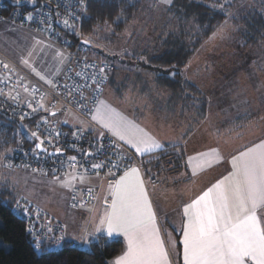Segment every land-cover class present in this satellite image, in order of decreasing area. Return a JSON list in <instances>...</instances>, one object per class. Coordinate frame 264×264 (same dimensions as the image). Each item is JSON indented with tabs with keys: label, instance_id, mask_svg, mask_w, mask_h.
Here are the masks:
<instances>
[{
	"label": "rangeland",
	"instance_id": "obj_1",
	"mask_svg": "<svg viewBox=\"0 0 264 264\" xmlns=\"http://www.w3.org/2000/svg\"><path fill=\"white\" fill-rule=\"evenodd\" d=\"M173 1L171 0L170 3L172 4ZM222 2V5L211 4V7L222 9L225 17L212 28L190 56L189 64L192 65L189 68L190 76L187 78L190 81L192 79V81L201 83L202 96L205 97L206 102L205 111L213 114L212 121H218L220 128L243 126L264 130V34L255 43L245 42V38H250V34L244 22L248 19L245 13L250 9L253 10L254 7H261V5L264 7V0H222ZM148 3H145L142 12L138 9L130 18L131 20L116 33L112 31L111 26H101L83 36L81 24L78 32L75 30L73 34L89 42L88 46L81 43L84 55L112 62L116 66L120 63V59H123V62L138 63L146 69L144 70L146 73L154 74L152 71L155 68L150 66V59L141 55L135 56L133 49L139 47L136 51L140 53L143 48L155 46L161 23L154 24L152 20L164 15V9L170 3L165 4L161 0L159 3L156 0H149ZM223 4H228V6L225 8ZM186 10L191 12L193 8L187 6ZM171 19L169 17L170 21L173 20ZM78 38L73 37V41L77 42ZM71 51L70 47L62 46L55 39H47L39 33L14 25L8 20H0V52L46 84H49V81L51 82L66 66ZM133 67L129 70L139 71ZM178 73L181 81H185V84L189 82L184 79L182 71ZM173 74L174 70L170 71V76ZM41 77L44 78L41 79ZM8 80L9 76L6 75L5 81ZM24 83L15 76L9 80L7 91L14 94L22 89L25 91V87L27 89L28 86ZM125 83L119 90L122 91V95L138 93L137 89L140 86L138 79L129 76ZM189 83L196 87L193 83ZM107 87L105 86L106 90ZM124 87L125 89L122 90ZM133 87H135L134 90H132ZM104 90L103 87L101 95ZM106 90L109 96H116L111 86ZM150 90V88L146 90V93ZM185 90L186 86H184ZM20 94L30 95L26 91ZM41 103L45 107V100ZM216 115H218L217 118L214 117ZM56 117L61 121L69 122L67 117L61 113L56 114ZM76 122H80L83 128L88 126L82 119H77ZM226 122L230 125L227 126ZM204 130H207L206 125L198 129L195 136ZM32 133V130H26L28 136L33 137ZM204 142H208L207 136L197 141L198 144ZM4 155L0 154V183L12 191L18 201L17 204L30 202L33 205L37 204L40 208H45L50 213L59 212L60 207L66 211L67 206L64 200L58 197L54 189L53 180L56 179L50 178L46 182L44 181L46 179H42L35 172L6 166ZM44 176L47 175L44 174ZM0 247L8 249L10 244L0 238Z\"/></svg>",
	"mask_w": 264,
	"mask_h": 264
},
{
	"label": "built area",
	"instance_id": "obj_2",
	"mask_svg": "<svg viewBox=\"0 0 264 264\" xmlns=\"http://www.w3.org/2000/svg\"><path fill=\"white\" fill-rule=\"evenodd\" d=\"M8 4H11L9 8ZM85 9V0H0L1 21L8 20L47 39H55L72 50L66 66L49 84L29 74L0 52V111L20 118L44 113L32 125V131L39 139L34 137L33 146L15 145L6 158V165L45 175H60L75 169L78 174L98 176L107 183H113L126 168L135 166L141 169L142 161L133 149L91 120L93 108L114 71V64L84 55L81 39L74 34L78 38L74 42L69 35L80 29ZM6 75L9 80L17 76L25 82L28 86L25 91L30 95L8 92ZM42 100H45V107L38 106ZM52 111L65 115L68 120L82 119L88 127L72 126L61 121L56 114L50 115ZM41 141L46 148L45 153L34 148V144ZM57 148L61 149L59 153ZM49 151H54V154L49 155ZM69 157H75V160H69ZM93 164H102V167L94 169ZM96 195L94 187H74L69 193L68 204L72 208L90 207ZM15 210L26 218L33 246L57 249L62 244L63 228L57 220L26 203L16 205Z\"/></svg>",
	"mask_w": 264,
	"mask_h": 264
},
{
	"label": "snow or ice",
	"instance_id": "obj_3",
	"mask_svg": "<svg viewBox=\"0 0 264 264\" xmlns=\"http://www.w3.org/2000/svg\"><path fill=\"white\" fill-rule=\"evenodd\" d=\"M38 106L43 107L42 104ZM92 119L125 141L140 156L162 147L149 132L121 117L103 102L97 104ZM32 136L37 137L36 132ZM42 144L43 141L37 143L36 148H41ZM60 151L56 149L57 153ZM219 159L217 150L211 149L188 157V164L195 174ZM229 163L231 171L227 175L183 205V223L177 228V231L182 230V264H264V214H261L264 210V140L245 147L233 155ZM92 167L98 169L102 164ZM76 178L73 169V175L67 176L62 183L72 187ZM79 179L83 182L84 176L80 175ZM108 190L98 223L91 233L81 236L82 242L88 243L90 236L98 241V233L106 237V244L122 236L125 249L109 264H172L140 169L126 168L119 179L108 185ZM24 211L27 212V208ZM169 242L175 244L170 236Z\"/></svg>",
	"mask_w": 264,
	"mask_h": 264
},
{
	"label": "crops",
	"instance_id": "obj_4",
	"mask_svg": "<svg viewBox=\"0 0 264 264\" xmlns=\"http://www.w3.org/2000/svg\"><path fill=\"white\" fill-rule=\"evenodd\" d=\"M156 2L159 3V0H156ZM161 2H163V0H161ZM189 60L181 69L182 74L185 77L183 75L182 76L184 79L193 83L201 92V83H197L195 80L192 81V79L190 81L187 78L190 76L189 68L192 65L189 64ZM120 61L121 62L118 63L117 66L114 65V71L110 74L105 84L106 87L108 86V89H110V86L114 88V93L116 92L115 94L117 97L112 96L111 94V96L106 94V88L104 87L105 90L95 104L91 113V120L104 128L100 122L92 119L97 104L103 102L109 108L115 110V112L121 117L131 121L140 128H143L160 141L162 144L161 148L156 149L153 152L146 153L145 155L157 152L166 145L180 146L181 151L184 154L186 167L185 169L178 170L177 174L173 175V177L165 171L163 172L164 174L160 175V177L152 176L153 178L151 179V176L145 175L143 168L140 169L142 179L145 182V186L149 194V199L157 215L158 226L161 230V236L165 241V247L169 252V258L172 264H178L176 246L177 243H180L182 230L177 231V228H181L183 223V205L190 202L191 199H194L202 191L210 187L216 182V180L220 179L224 175H227V173L231 171V165L229 163L231 157L239 151H243L245 147H251L253 144L264 140V130H260V128L255 127L247 128L243 126L220 128L218 121H212V113L207 111L202 112V109L198 107L202 106V101L199 97L198 104L197 100L190 95L176 94L163 85H157L153 75L146 73L144 71L146 69H143L140 64L133 62V67V63L123 62L122 60ZM132 67L139 71L133 72L135 70H129L132 69ZM129 76L140 81V86L137 89L138 93L122 95V91H119L120 87L126 84L125 81ZM148 76H150L149 80ZM125 87L122 90H124ZM149 88L151 89L150 92L147 91L146 93V90ZM134 89L135 87L132 88V90ZM19 92H24V90H19ZM214 117L217 118L218 115ZM76 121L77 120L75 119H69V124L81 127L82 125L79 124L80 122ZM226 124L227 126L230 125L228 122H226ZM203 125L207 126V130H204L200 132L198 136H195L197 130ZM104 129L113 135L109 129ZM203 136H207L208 142L198 144L197 141ZM115 137L120 140L117 136ZM120 141L133 149L125 141ZM211 149L217 150L220 157L219 161L212 164L210 167L197 170L194 174L192 168L188 164V157L195 156L198 153L207 152ZM133 150L135 151V149ZM37 175H39L42 179H46L44 180L46 182H48V179L50 178L56 179L53 180V182H55L54 189L57 192L58 197L64 200L67 209L66 211H63L60 207L59 212L50 213L45 208H40L37 204L33 205L30 202L28 204L36 206L49 218L57 220L62 225L64 240H69L77 246L82 244V248L87 247L88 243L94 239V237L90 236L89 242L84 243L81 240V236L85 233H91L95 224L98 223V217L104 210L105 197L109 195L108 185L110 183L101 180L98 176L83 175L75 172L77 178L72 184V187H65L62 181H64L67 176L73 175L72 170H68L60 175L44 176V174L41 173H37ZM80 175L84 176L83 182L79 179ZM117 179H119V177ZM80 186H90L96 188V199L90 207L82 206L79 208H72L68 204L69 193L72 188ZM54 189L52 187L53 191ZM261 214H264V210L261 211ZM97 235L103 234L98 233ZM169 236L172 241H175L174 245L169 242ZM117 238L122 241V253L125 249V241L122 236H118ZM180 249V260L182 264L181 244ZM115 257L109 261L113 260Z\"/></svg>",
	"mask_w": 264,
	"mask_h": 264
},
{
	"label": "trees",
	"instance_id": "obj_5",
	"mask_svg": "<svg viewBox=\"0 0 264 264\" xmlns=\"http://www.w3.org/2000/svg\"><path fill=\"white\" fill-rule=\"evenodd\" d=\"M221 2L222 0H174L172 4L165 7L164 15L152 20L154 24L161 23L155 46L143 48L140 53L136 51L139 47L133 49L135 56L141 55L150 59V66L155 68L152 75L157 85H163L176 94L181 95L185 92L195 98L198 104L200 98L202 106H197L202 109V112L206 108L205 97L198 88L190 85L189 82L185 84V81H181L178 71L186 65L190 56L212 28L225 17L222 9L211 7L212 3L222 5L223 2ZM145 3L147 4L148 1L85 0L86 9L81 22L82 35H87L94 28L101 26H111L112 31L116 33L131 20L130 18L138 9L143 11ZM10 6L11 4H8V8ZM187 6L192 7L193 10L188 12ZM223 6L226 8L228 4H223ZM245 16L248 19L244 22L250 34V38H245V42L255 43L264 34V7L262 5L254 7L253 10L246 12ZM169 17L173 20L170 21ZM69 35L76 38L74 34ZM88 45H90L89 42L85 44V46ZM172 70L174 74L170 76ZM184 86H186L185 91ZM42 115L44 113L37 112L21 119L0 111V154H5V164L7 156L15 145L33 146L34 137L28 136L26 130H32V125ZM140 158L145 175L151 176V179L160 177L165 171L173 177L178 170L186 167L184 154L179 145H166L161 150L140 156ZM17 203L12 191L0 183V217L2 220L0 238L10 244L8 249L0 247V264H108L110 259L122 251L123 244L120 239L116 238L106 244L104 235H98L100 236L98 241L94 238L84 248L69 240H64V237L57 249L44 248L43 245L36 248L31 244L26 218L15 210ZM180 252V243H177L178 264H181Z\"/></svg>",
	"mask_w": 264,
	"mask_h": 264
},
{
	"label": "water",
	"instance_id": "obj_6",
	"mask_svg": "<svg viewBox=\"0 0 264 264\" xmlns=\"http://www.w3.org/2000/svg\"><path fill=\"white\" fill-rule=\"evenodd\" d=\"M81 41H82V43L86 44V43L84 42V40H81ZM49 114H50V115H55V114H56V111H52V112H50ZM36 144H37V143L34 144V148H35L37 151H39V152H43V153L46 152V148H44L43 146H42L41 148L37 149V148H36ZM48 154H49V155H52V154H54V151H49Z\"/></svg>",
	"mask_w": 264,
	"mask_h": 264
}]
</instances>
